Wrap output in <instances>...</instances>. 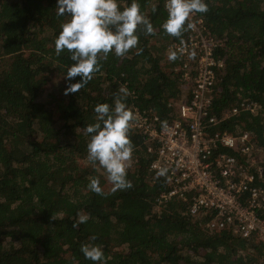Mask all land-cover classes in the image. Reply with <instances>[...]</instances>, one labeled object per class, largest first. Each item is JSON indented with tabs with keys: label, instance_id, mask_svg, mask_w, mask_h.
<instances>
[{
	"label": "trees",
	"instance_id": "trees-1",
	"mask_svg": "<svg viewBox=\"0 0 264 264\" xmlns=\"http://www.w3.org/2000/svg\"><path fill=\"white\" fill-rule=\"evenodd\" d=\"M117 2L123 8L131 0ZM137 2L154 32L139 25L136 48L122 57L98 56L100 70L79 91L65 94L80 80L65 79L73 62L66 50L55 51L68 17L57 15L56 0H0V264H93L81 244L100 246L104 264H264L257 237L209 232V218L188 215L187 202L157 203L171 186L150 170V143L137 130L128 132L130 187L112 191L106 171L87 159L84 129L95 123L93 108L111 106L118 88H126L132 112L151 109L162 121L173 117L169 102L182 97L178 56L170 61L168 55L188 31L173 37L161 28L165 0ZM204 2L207 11L199 15L223 41L217 54L225 62L208 113L221 118L241 100L259 105L214 130L247 131L264 148V0ZM93 178L101 193L89 189ZM84 214L87 221L79 223Z\"/></svg>",
	"mask_w": 264,
	"mask_h": 264
},
{
	"label": "built area",
	"instance_id": "built-area-1",
	"mask_svg": "<svg viewBox=\"0 0 264 264\" xmlns=\"http://www.w3.org/2000/svg\"><path fill=\"white\" fill-rule=\"evenodd\" d=\"M186 38L172 44L179 63L182 97L171 100L173 112L162 131L161 118L151 109L135 108L130 128L150 143L154 159L150 170L169 180L171 188L157 198L159 205L174 199L187 202L188 215L207 216L209 232L231 230L242 239L257 237L264 243V148L245 131H215L222 121L259 105L241 100L222 117L208 113L225 62L218 51L223 41L212 36L199 13L186 18Z\"/></svg>",
	"mask_w": 264,
	"mask_h": 264
},
{
	"label": "clouds",
	"instance_id": "clouds-1",
	"mask_svg": "<svg viewBox=\"0 0 264 264\" xmlns=\"http://www.w3.org/2000/svg\"><path fill=\"white\" fill-rule=\"evenodd\" d=\"M164 7L167 18L161 28L173 37H180L186 28H192L190 22L185 25L186 18L207 11L204 0H165ZM56 12L58 16L68 17L60 24V31L54 42L56 54L66 50L73 62L66 69L65 79L70 81L77 75L80 77L78 82L68 84L65 94L79 91L100 70L98 56L106 59L111 52L122 57L130 49L136 48L138 36L135 33L139 25L144 26L146 34L154 32L137 0H131L123 8L118 6L117 0H56ZM140 51L142 49H137V53ZM176 58V52L169 53L170 61ZM113 95L114 102L111 106L108 103H97L94 106L95 123L87 125L84 131L90 136L86 145L87 159L93 165L98 163L106 171L112 191H116L130 187V182L126 179V162L132 155L128 132L135 116L125 103L128 95L126 88H118ZM161 128L162 131L167 130L166 121L161 122ZM165 171L161 169L159 175H164ZM88 187L96 193L102 191L95 178L90 180ZM87 219L86 214L78 215L79 223H84ZM95 239L94 235L90 237V240ZM80 251L93 264H104L100 246L81 244Z\"/></svg>",
	"mask_w": 264,
	"mask_h": 264
},
{
	"label": "rangeland",
	"instance_id": "rangeland-1",
	"mask_svg": "<svg viewBox=\"0 0 264 264\" xmlns=\"http://www.w3.org/2000/svg\"><path fill=\"white\" fill-rule=\"evenodd\" d=\"M126 168H132V164L130 163V160L128 162H126Z\"/></svg>",
	"mask_w": 264,
	"mask_h": 264
}]
</instances>
